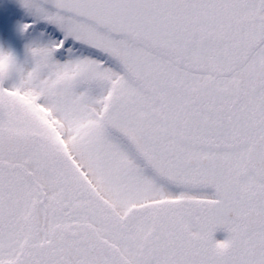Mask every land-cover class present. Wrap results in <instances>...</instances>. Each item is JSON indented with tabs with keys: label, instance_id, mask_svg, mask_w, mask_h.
<instances>
[{
	"label": "snow or ice",
	"instance_id": "snow-or-ice-1",
	"mask_svg": "<svg viewBox=\"0 0 264 264\" xmlns=\"http://www.w3.org/2000/svg\"><path fill=\"white\" fill-rule=\"evenodd\" d=\"M0 264H264V0H0Z\"/></svg>",
	"mask_w": 264,
	"mask_h": 264
}]
</instances>
